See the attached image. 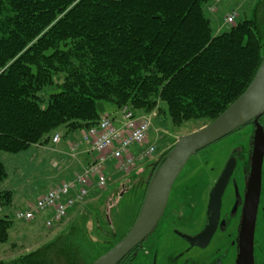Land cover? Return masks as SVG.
<instances>
[{
  "label": "trees",
  "instance_id": "obj_1",
  "mask_svg": "<svg viewBox=\"0 0 264 264\" xmlns=\"http://www.w3.org/2000/svg\"><path fill=\"white\" fill-rule=\"evenodd\" d=\"M212 2L0 0V209L13 204L2 154L47 143L62 126L89 129L103 116L99 101L137 114L165 103L176 126L211 122L231 105L263 61L264 0L220 33L207 14ZM172 147L146 164L145 193ZM110 201L74 206L51 226L55 235L0 264H92L114 245ZM11 225L0 213V245Z\"/></svg>",
  "mask_w": 264,
  "mask_h": 264
},
{
  "label": "rangeland",
  "instance_id": "obj_2",
  "mask_svg": "<svg viewBox=\"0 0 264 264\" xmlns=\"http://www.w3.org/2000/svg\"><path fill=\"white\" fill-rule=\"evenodd\" d=\"M237 1L238 4H236ZM255 2L256 0H220L215 3L213 0L210 5L216 6L217 11L207 10V14L212 18L213 26L222 24L225 26L224 30H229L233 24L244 18V13L250 12ZM232 9L238 13L233 24L225 20ZM162 106L163 112L158 109L142 112L152 116L149 139L157 144V152L153 157L138 163L128 173L117 171L114 161L108 162L106 173L110 179L104 186L101 195L90 198L88 201L86 198L80 204L85 208L88 205L92 209L100 198L111 200L109 205L111 207L110 220L114 232L111 239L113 244L123 239L139 214L145 197V183L149 175V168H146V164L153 159H158L161 153L174 146L182 136L209 123L204 119H190L182 125L176 126L170 119L166 104L162 103ZM97 107L103 116H111L115 111H118L115 105L106 101H99ZM119 119H122V116H119ZM262 120L264 123V115ZM58 132L64 136L67 129L62 126ZM253 133V126L245 125L190 157L173 186L165 214L156 229L142 243L130 264L216 263L213 253L223 243V237L221 240L217 237L218 241L216 236L213 237L210 244L205 248L195 247L191 249L188 242L176 234L174 229L177 227L176 230L179 229L188 235H193L203 227L211 188L232 157L237 160L232 180H236L241 188L245 185V171L249 166L248 151ZM48 147L50 148L51 145ZM42 153H44L42 150L31 145L27 150L19 153L4 152L2 154L9 173L8 181L19 183V186L21 183L22 198H15L12 205L3 206V211H0L1 214L8 213L12 220L9 240L0 245V260H8L11 256L42 244L59 230L58 228L46 227L41 218L27 222L15 217L17 209L28 207L37 200L40 192L60 182V179L56 178L51 181L48 177L49 173L52 175L57 173L58 169L53 166L56 154L52 152ZM36 166L40 169H37ZM43 174H47V176L43 177ZM34 181H36L35 184H32ZM29 202L31 203L28 205ZM175 219L178 221L172 224L173 221H176ZM63 226L65 223L61 227ZM262 235L260 234V236ZM226 250L223 249L224 252ZM221 257L223 264H236L237 254L235 255L233 250H230L226 255L224 253Z\"/></svg>",
  "mask_w": 264,
  "mask_h": 264
},
{
  "label": "water",
  "instance_id": "obj_3",
  "mask_svg": "<svg viewBox=\"0 0 264 264\" xmlns=\"http://www.w3.org/2000/svg\"><path fill=\"white\" fill-rule=\"evenodd\" d=\"M264 114V57L246 90L219 116L203 127L182 136L165 160L155 170L147 187L139 214L128 233L92 264H117L140 247L161 221L173 186L190 157L250 122H254V146L251 172L245 195L236 264H255L254 239L262 187L264 161V127L259 119ZM236 160L230 159L210 192L207 223L195 237L183 235L192 245L206 247L214 236L221 212L222 197L233 174ZM218 264H221L218 261Z\"/></svg>",
  "mask_w": 264,
  "mask_h": 264
},
{
  "label": "built area",
  "instance_id": "obj_4",
  "mask_svg": "<svg viewBox=\"0 0 264 264\" xmlns=\"http://www.w3.org/2000/svg\"><path fill=\"white\" fill-rule=\"evenodd\" d=\"M220 0H214L215 3ZM214 5L209 10L214 11ZM237 11L234 9L225 18L228 23H235ZM122 119L104 115L99 122L82 132V140L91 143L93 159L71 179L51 187L35 202L26 208H19L15 217L19 220L32 221L44 217L47 227L60 222L74 206L81 204L90 192L97 187L107 185V164L114 161L115 169L128 173L131 169L150 159L157 152V144L149 139L152 116L137 114L130 108L121 109ZM117 123V124H116ZM60 134L55 133L54 142L60 141Z\"/></svg>",
  "mask_w": 264,
  "mask_h": 264
},
{
  "label": "flooded vegetation",
  "instance_id": "obj_5",
  "mask_svg": "<svg viewBox=\"0 0 264 264\" xmlns=\"http://www.w3.org/2000/svg\"><path fill=\"white\" fill-rule=\"evenodd\" d=\"M263 115H262V117H263ZM262 117L259 119V122L264 127ZM248 125L253 126V129L255 130L254 122H250L246 126H248ZM253 146H254V133H253V137H252V140H251V143L249 146V151H248V153H249V155H248L249 166L245 171V179H246L245 185L242 186V188H241L239 186V184L236 182V180H232L233 179L232 178L233 174H232V176L229 180V183L227 185V188H226V190L223 194V197H222V206H221L220 218H219L217 230H216L213 237L216 236V240H217V237L220 238V240L223 237V243L221 244L220 247H217L216 252L213 253V254H215V255H213V257L216 259L215 264H218V261H220L221 264H223V258L221 256L224 253H225V255L228 254L230 252V250H233L235 255L237 254V256H238V246H239L238 239H239V232H240V227H241L243 209H244V205H245V195H246V190H247V184H248L250 172H251V155H252V151H253ZM232 158H234V157H232ZM235 160H236V158H235ZM236 165H237V160H236L234 169L236 168ZM233 173H234V170H233ZM216 182L214 183V185L216 184ZM214 185H213V187H214ZM212 188H211V190H212ZM209 198H210V194H209ZM208 203H209V200H208ZM168 204H169V202H168ZM207 208H208V205H207ZM165 212H166V210H165ZM205 216H206L205 217V224H203V227L198 232H196V234L188 235L184 231H181L179 229L176 230L177 227L174 229L176 234H178L180 237H182L183 239H185L188 242L189 247L191 249L195 248V247H199V246L192 245L183 235H188L191 237L197 236L204 229V227L207 223V210H206ZM177 221L178 220L173 221L172 224H175ZM260 234H263V235L260 236ZM213 237L211 238V240L213 239ZM211 240H210V242H211ZM210 242L207 244V246L210 244ZM199 248H202V247H199ZM223 249H227V250L224 252ZM254 258H255V264H264V161H263V167H262L261 195H260V202H259L257 219H256V227H255Z\"/></svg>",
  "mask_w": 264,
  "mask_h": 264
},
{
  "label": "crops",
  "instance_id": "obj_6",
  "mask_svg": "<svg viewBox=\"0 0 264 264\" xmlns=\"http://www.w3.org/2000/svg\"><path fill=\"white\" fill-rule=\"evenodd\" d=\"M238 3L239 2L237 1L236 4ZM215 11H217V8ZM224 27L225 26L222 24H217L216 26L215 25L213 26L215 33L222 32L224 30ZM119 116H121V110H118L117 112L115 111V113L111 115V117H114L116 120H120ZM81 131L83 132L84 130L79 129L75 131H67L64 136H62V134L60 133L61 138L59 142H54L52 139L53 138L52 135L49 142L44 144L33 145L37 149L42 150V152H44L42 154H46L48 152H52L56 154L54 157L53 166L55 167V169H58L57 173L55 175L49 173L48 177L49 180L51 181H54L56 178L60 179V182H57L56 184L50 186L47 190H43L42 192H40L38 194V198L41 195H43L45 192H47L51 187L60 184L62 181L71 179L77 172L81 171L84 167H86L88 163L93 159L94 153L92 151L91 143L82 140ZM49 145H51L50 148L48 147ZM36 168L40 169L37 166ZM44 176H47V174L45 175L43 174V177ZM8 180H9V176L7 181L3 183V188L13 191L14 201L15 198L18 199L22 198L20 192V189H22L21 183L19 186V183L16 182L12 183L11 181ZM35 182L36 181H34L32 184H35ZM30 203L31 202H29L28 205Z\"/></svg>",
  "mask_w": 264,
  "mask_h": 264
}]
</instances>
